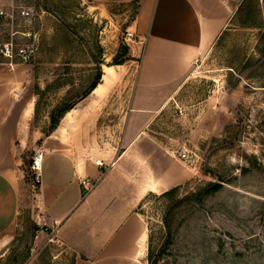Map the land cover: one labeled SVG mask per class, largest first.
<instances>
[{
    "label": "rangeland",
    "instance_id": "1",
    "mask_svg": "<svg viewBox=\"0 0 264 264\" xmlns=\"http://www.w3.org/2000/svg\"><path fill=\"white\" fill-rule=\"evenodd\" d=\"M24 9L29 19L22 18ZM137 13L134 3L0 0V48L15 39L30 49L28 61L16 60V71L25 74L28 147L36 131L85 165L104 161L114 148L117 157L139 73L134 56L143 51L127 42ZM28 32L32 38L25 37ZM5 63L0 56V65ZM99 74L107 84L104 94L83 99ZM65 105L74 108L52 127V114ZM147 131V157L156 171L166 167L154 158L163 155L180 180L190 172L168 189L181 186L172 201L150 195L166 191L148 192L141 203L149 223L147 260L151 248L155 264H264V0L244 1ZM183 150L188 161L180 158ZM35 154L28 149L23 166L31 196L39 190L31 169ZM110 170L101 168L96 178ZM161 173L148 184L165 181L168 171ZM210 184L223 187L204 199L200 194ZM36 231L24 213L0 247V264L73 263V254L58 243L33 251Z\"/></svg>",
    "mask_w": 264,
    "mask_h": 264
},
{
    "label": "crops",
    "instance_id": "2",
    "mask_svg": "<svg viewBox=\"0 0 264 264\" xmlns=\"http://www.w3.org/2000/svg\"><path fill=\"white\" fill-rule=\"evenodd\" d=\"M91 1L99 7L138 5L132 29L137 45L143 47L141 57L134 56L140 59L139 73L119 153L115 157L114 148L103 157L115 167L97 179L101 167L95 160L85 165L60 142L51 136L43 139L36 131L28 147L30 117L21 84L25 74L16 71L17 65H0V247L9 242L27 213L39 228L33 251L58 243L73 254L72 264H149V223L139 207L148 192L167 191L188 179L190 172L180 180L163 155L154 158L164 160L166 167L156 171L147 157V130L199 58L215 47L245 0ZM106 85L103 80L94 91L96 99ZM28 149L44 154L43 181L32 196L23 168ZM165 168V181L148 184L151 175L159 176ZM84 178L95 181L88 194L81 184Z\"/></svg>",
    "mask_w": 264,
    "mask_h": 264
},
{
    "label": "built area",
    "instance_id": "3",
    "mask_svg": "<svg viewBox=\"0 0 264 264\" xmlns=\"http://www.w3.org/2000/svg\"><path fill=\"white\" fill-rule=\"evenodd\" d=\"M5 12H1V16L3 17ZM22 18H27L31 16L29 10L24 9L21 12ZM25 37L32 38L33 33H26L24 34ZM128 44L136 42V34L134 32L129 31L127 36ZM30 49L19 47L18 43L15 39H12L10 42H7L2 45L0 48V56L5 60V64L14 68L16 66L17 58H22L24 61H28L30 58L29 55ZM189 153L187 150H183L180 154V158L184 161L189 160ZM43 160L44 154L42 152H36L33 163L31 165L32 173H33V186L36 188L37 186L41 185L43 181ZM99 167L105 168L108 167L109 169H113L115 167V163H111L110 165L106 164L104 161H100L98 163ZM82 186L85 189L86 194L93 191L95 185L91 183L89 179H84L81 182Z\"/></svg>",
    "mask_w": 264,
    "mask_h": 264
},
{
    "label": "trees",
    "instance_id": "4",
    "mask_svg": "<svg viewBox=\"0 0 264 264\" xmlns=\"http://www.w3.org/2000/svg\"><path fill=\"white\" fill-rule=\"evenodd\" d=\"M101 79L102 78H101V76L99 74L96 77V79L94 80V82L92 83V85L90 86L89 90L82 97L83 99L88 97L90 94H92L97 89V87L101 84ZM73 108H74L73 105H65V106L59 108L58 110H56L52 114V117H51L52 127H56L59 124L60 120L63 118V116L68 114L70 111H72ZM222 187L223 186L221 184H210L207 188L204 189V193L200 194V195H202L204 197V199H205L207 196H209V195H211L213 193L219 192L222 189ZM180 190H181V186H178V187H175V188H173L171 190H168V191L164 192L161 195H155L153 193H151L150 195L153 196V197H156L158 199H165V200H168V201H172L175 198V196L180 192ZM146 199H148V198H146ZM138 211L141 214H143L141 212V206L139 207ZM38 230H39V228H37V231ZM152 256H153L152 249L150 248V253H149V258H148L149 264H155V262L153 261V257Z\"/></svg>",
    "mask_w": 264,
    "mask_h": 264
}]
</instances>
